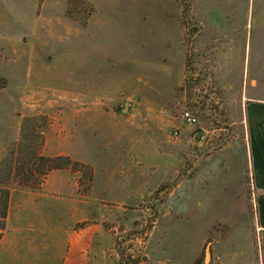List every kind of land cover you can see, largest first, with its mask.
<instances>
[{"label":"rangeland","instance_id":"374dc122","mask_svg":"<svg viewBox=\"0 0 264 264\" xmlns=\"http://www.w3.org/2000/svg\"><path fill=\"white\" fill-rule=\"evenodd\" d=\"M251 98L264 0H0V170L72 160L88 264H262Z\"/></svg>","mask_w":264,"mask_h":264},{"label":"crops","instance_id":"0c3cea01","mask_svg":"<svg viewBox=\"0 0 264 264\" xmlns=\"http://www.w3.org/2000/svg\"><path fill=\"white\" fill-rule=\"evenodd\" d=\"M244 125L264 264V99H248ZM85 198L78 179L67 171L49 174L39 191L11 194L7 231L0 240V264H88L93 248L84 230L75 228L89 216ZM215 260L240 263L230 258Z\"/></svg>","mask_w":264,"mask_h":264},{"label":"trees","instance_id":"16d2710c","mask_svg":"<svg viewBox=\"0 0 264 264\" xmlns=\"http://www.w3.org/2000/svg\"><path fill=\"white\" fill-rule=\"evenodd\" d=\"M14 155V154H12ZM14 157L8 158L3 165L5 168L0 173L8 177L7 182L13 180L19 187L27 190H39L44 183V178L55 170H63L73 165L69 157L59 156L55 158L45 157L38 152L30 150L23 159H19V165L15 164ZM76 166H79L75 163ZM39 173L40 177L36 174ZM11 195L10 187L0 185V240L2 239L6 227Z\"/></svg>","mask_w":264,"mask_h":264},{"label":"built area","instance_id":"2783aa9c","mask_svg":"<svg viewBox=\"0 0 264 264\" xmlns=\"http://www.w3.org/2000/svg\"><path fill=\"white\" fill-rule=\"evenodd\" d=\"M183 122L188 126H195L198 124L197 118L194 116V114L190 111H186L182 115ZM174 136H178V132L174 133Z\"/></svg>","mask_w":264,"mask_h":264},{"label":"water","instance_id":"95a60500","mask_svg":"<svg viewBox=\"0 0 264 264\" xmlns=\"http://www.w3.org/2000/svg\"><path fill=\"white\" fill-rule=\"evenodd\" d=\"M124 112L126 113V111H124ZM207 262H208V260L206 261V264H208Z\"/></svg>","mask_w":264,"mask_h":264}]
</instances>
